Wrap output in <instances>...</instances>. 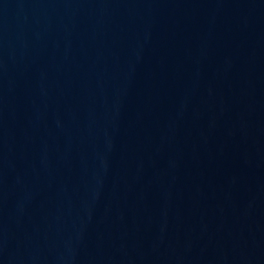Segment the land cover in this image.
<instances>
[{"label": "water", "instance_id": "obj_1", "mask_svg": "<svg viewBox=\"0 0 264 264\" xmlns=\"http://www.w3.org/2000/svg\"><path fill=\"white\" fill-rule=\"evenodd\" d=\"M0 264H264V0H0Z\"/></svg>", "mask_w": 264, "mask_h": 264}]
</instances>
